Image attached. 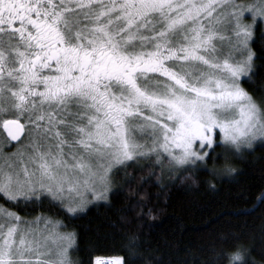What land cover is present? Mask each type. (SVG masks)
I'll return each mask as SVG.
<instances>
[{
    "label": "rangeland",
    "instance_id": "rangeland-1",
    "mask_svg": "<svg viewBox=\"0 0 264 264\" xmlns=\"http://www.w3.org/2000/svg\"><path fill=\"white\" fill-rule=\"evenodd\" d=\"M156 2L169 4L166 19L158 25L162 31L157 33L147 9L135 18L124 11L118 26L93 19L84 30L75 19L69 29L79 36L87 31L96 34L110 48L121 46L122 55L131 61L158 52L166 36L171 44L164 55L173 58L178 53L188 63L171 76V84L158 79L152 83L151 76L144 75L133 85L102 92L69 75H50L30 86L24 75L10 74L9 88L0 90L6 113L17 115L26 105L29 114L38 116V124L16 153L0 163V193L7 201L48 196L65 209L75 208L76 213L105 199L114 187L113 174L122 166L151 162L170 181L180 171L203 165L217 143L227 152L239 153L230 147L249 148L264 137V123L254 119L245 127L242 109L246 101L233 98L251 68L247 57L254 27L258 23L264 27V0L254 5L239 0ZM238 128L246 135L235 142L225 137L226 132L237 137ZM2 209L0 234L6 236L16 225L17 244L21 236L28 238L29 229L41 239L66 234L47 216L32 219ZM48 247L53 249L48 259L58 264L61 257L56 256L51 240ZM71 248L65 264H71Z\"/></svg>",
    "mask_w": 264,
    "mask_h": 264
},
{
    "label": "trees",
    "instance_id": "trees-1",
    "mask_svg": "<svg viewBox=\"0 0 264 264\" xmlns=\"http://www.w3.org/2000/svg\"><path fill=\"white\" fill-rule=\"evenodd\" d=\"M249 51L253 79L249 83L245 77L240 84L259 98L264 88L261 23L254 27ZM6 144L0 137V163L16 153L4 152ZM251 144L230 147L239 152L233 153L217 143L203 165L170 181L151 162L122 166L105 199L74 215L48 196L12 202L0 193V207L21 217L57 221L72 234L71 264H95L105 257L122 264H264V137Z\"/></svg>",
    "mask_w": 264,
    "mask_h": 264
},
{
    "label": "flooded vegetation",
    "instance_id": "flooded-vegetation-1",
    "mask_svg": "<svg viewBox=\"0 0 264 264\" xmlns=\"http://www.w3.org/2000/svg\"><path fill=\"white\" fill-rule=\"evenodd\" d=\"M168 5L156 0H0V90L9 88L7 80L12 72L24 75L30 86L57 74L69 75L78 83L102 92L133 85L144 75H155L160 78L158 80L171 84V76L181 72L182 55L177 53L173 58L164 55L170 50L169 38L147 59L131 61L122 55L121 46L110 48L96 34L92 36L87 31L79 36L77 31L69 29L75 19L80 22L78 27L84 30L93 19L118 26L123 22L124 11L135 18L147 9L149 21L157 33L161 30L158 25L167 17ZM4 103L0 101V134L7 143L5 152L20 148L18 145L28 138L32 126L38 124V116L29 114L26 105L21 113L8 115ZM8 122L22 125L23 135L19 141L13 142L8 137L5 129Z\"/></svg>",
    "mask_w": 264,
    "mask_h": 264
},
{
    "label": "snow or ice",
    "instance_id": "snow-or-ice-1",
    "mask_svg": "<svg viewBox=\"0 0 264 264\" xmlns=\"http://www.w3.org/2000/svg\"><path fill=\"white\" fill-rule=\"evenodd\" d=\"M252 59H254V57L249 55L247 57V62L250 63ZM243 70V65H241L240 71L243 72ZM246 75L248 77V82L251 83L253 79L252 73L249 71ZM259 91V98L254 95H249L239 88L233 94V98L236 101H246L242 109L245 127H248L249 123L254 119L257 123H264V88H261ZM254 127L255 124L249 128V132H251ZM236 131L239 134L237 137H233L230 132H226L225 137L235 142L240 136L246 135L242 129L238 128ZM261 200H264V197H261ZM67 211L69 215H74L76 209H67ZM16 219L19 220V217ZM0 227H3L2 223H0ZM16 232L17 226L14 225L6 236L0 234V264H53V261L48 259V257L53 255V249L48 247L49 240L55 245L56 256L61 257L58 264H65L67 249L73 243L72 234L56 233V228L54 227L52 232L56 233L55 235L41 239L39 236L33 237L32 230L29 229L28 238L26 239L21 236L19 244H17ZM238 258L239 257H234V259ZM102 264H122V262L119 258L105 257L103 258Z\"/></svg>",
    "mask_w": 264,
    "mask_h": 264
},
{
    "label": "water",
    "instance_id": "water-1",
    "mask_svg": "<svg viewBox=\"0 0 264 264\" xmlns=\"http://www.w3.org/2000/svg\"><path fill=\"white\" fill-rule=\"evenodd\" d=\"M8 137L13 141L17 142L23 135L22 125L17 122H8L5 124Z\"/></svg>",
    "mask_w": 264,
    "mask_h": 264
}]
</instances>
